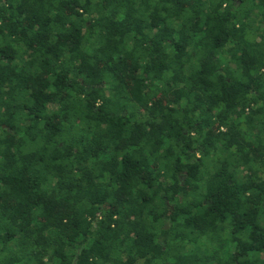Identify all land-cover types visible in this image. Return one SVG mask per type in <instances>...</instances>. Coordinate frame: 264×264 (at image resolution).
Masks as SVG:
<instances>
[{
	"label": "trees",
	"instance_id": "1",
	"mask_svg": "<svg viewBox=\"0 0 264 264\" xmlns=\"http://www.w3.org/2000/svg\"><path fill=\"white\" fill-rule=\"evenodd\" d=\"M0 264H264V0H0Z\"/></svg>",
	"mask_w": 264,
	"mask_h": 264
},
{
	"label": "rangeland",
	"instance_id": "2",
	"mask_svg": "<svg viewBox=\"0 0 264 264\" xmlns=\"http://www.w3.org/2000/svg\"><path fill=\"white\" fill-rule=\"evenodd\" d=\"M206 246H207L208 248H211L210 245H208V244L204 245L205 248H206Z\"/></svg>",
	"mask_w": 264,
	"mask_h": 264
}]
</instances>
